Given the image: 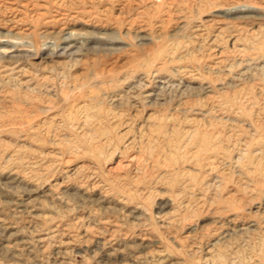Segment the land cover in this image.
<instances>
[{
	"label": "rangeland",
	"instance_id": "374dc122",
	"mask_svg": "<svg viewBox=\"0 0 264 264\" xmlns=\"http://www.w3.org/2000/svg\"><path fill=\"white\" fill-rule=\"evenodd\" d=\"M0 264H264V0H0Z\"/></svg>",
	"mask_w": 264,
	"mask_h": 264
}]
</instances>
